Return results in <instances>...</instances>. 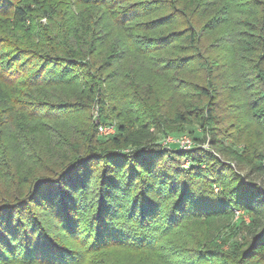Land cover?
Segmentation results:
<instances>
[{
  "label": "trees",
  "instance_id": "trees-1",
  "mask_svg": "<svg viewBox=\"0 0 264 264\" xmlns=\"http://www.w3.org/2000/svg\"><path fill=\"white\" fill-rule=\"evenodd\" d=\"M177 1L170 0V7L179 21L169 14L137 21L150 13L142 5L145 1L70 0L76 7L102 10L117 28L140 33L127 48L111 47L107 55L106 39L96 33L82 39L63 29L58 33L41 28L31 47L0 39V44L9 45L0 58V85L19 90L23 98L10 101L0 114L17 111L22 119L38 123L58 119L57 113L79 111V106L98 112L96 120L90 118L79 131L81 144L69 146L56 163L44 167L46 172L33 177L24 193H0V264L73 260L78 251L61 243L58 232L79 240L78 246L143 247L153 239L162 217L212 218L235 209L250 219L243 243H233L227 252L208 251L209 259L217 264H264V143L243 144L240 126L231 130L224 125L248 123L242 118L247 113L252 114L251 123H264V0L244 3L249 7L244 24L254 34L250 49L232 43L230 49L216 46L233 38L223 37L225 31L242 24L234 25L230 18L241 13L229 8L226 0H192L189 8H178ZM58 4L60 0H0V16L22 22L34 13L51 17ZM211 33L214 37L207 43ZM167 51L172 53L159 59V74L188 76V64L198 65L203 73L201 84H192L186 104L179 95L162 96L159 90L140 86L135 75L138 59ZM130 52L135 60H128ZM247 52L254 55L247 61L246 78L219 81L231 69L229 56L240 59ZM75 70L81 72L80 79ZM71 80L80 89L73 101L50 103L40 98L42 90L67 86ZM252 83L256 91L245 94ZM174 101L177 105L170 113L167 106ZM41 124L56 131L49 123ZM23 126L20 123V132ZM99 126H113L115 132L101 137ZM172 134H186L195 146L186 151L175 144L163 146V139ZM206 141L210 151L201 148ZM185 162L187 168L182 167Z\"/></svg>",
  "mask_w": 264,
  "mask_h": 264
},
{
  "label": "rangeland",
  "instance_id": "rangeland-1",
  "mask_svg": "<svg viewBox=\"0 0 264 264\" xmlns=\"http://www.w3.org/2000/svg\"><path fill=\"white\" fill-rule=\"evenodd\" d=\"M36 1L39 4L41 2V0ZM140 1H145L142 5H145L150 13L147 17L137 21H150L168 14L175 15L174 19L180 20V16L176 15V11L170 7V0ZM246 1L248 0H226V5L229 8H234L241 13L239 17L229 18L235 22L234 25L240 23V21L242 24L235 29L225 31L223 37L228 38L233 35V38H228V43H225V45L218 42L216 46H220L222 49H230L232 45L237 47L242 45L248 49L254 46V34L244 24V21H248L247 18L243 17L249 9L248 4H244ZM60 2L61 4L56 6L55 12L51 17H42L38 13H34L32 17L27 16L25 22H22L18 19L14 20L12 17L0 16V39H6L5 43L10 45L17 44L19 47H31L34 39L36 41L34 37L38 35L41 28L58 33L60 29H63L72 35L82 36V39H87L90 35H95L96 33V35L101 36V39H106L107 47H104V52L107 55L111 47L116 50L124 46L127 48V45L134 43L135 39L140 35L136 31L115 27L102 10L90 7H76L70 0H60ZM177 3L178 8H189L192 6V0H178ZM31 6L33 7L32 4ZM131 26L133 24L126 27ZM231 28L232 26L229 29ZM162 32L163 30L159 33ZM213 34L215 33L209 34L205 41L210 42L214 37ZM72 35H70L71 38ZM146 35L148 36V34ZM80 43L78 45L81 48ZM62 45L60 44L61 49L62 47L64 48ZM8 46L0 44V58L5 55L3 53L5 49H8ZM171 53L167 51L165 54H157L158 56L150 54L148 55L150 56L148 60L138 59L136 62L138 63L137 66L135 63L133 64L135 66L130 64L129 66L136 68L135 75L140 86H150L152 90H159V92H162V96L165 92L169 96L173 95V97L174 95H179V97L183 98L182 103L186 104L192 98V84L200 85L203 73L198 69V65L188 64L184 70V73L187 72L188 76L183 75V73H177L175 77L170 73L159 74L158 70L162 64L158 63L159 59H166ZM253 55V53L247 52L240 59L239 56L236 57L234 54L229 56L226 63L230 64L231 69L221 74L220 77L223 80L219 79V81H223L222 83L228 82L230 78L235 79V76L246 78L247 74L245 71L247 73L250 71L247 61L252 59ZM156 57L159 58L156 59ZM129 59L135 60L132 52L129 54ZM77 72L78 70H75L73 73ZM80 73L76 74L78 79L81 78ZM180 79H183L184 82L183 80L180 81ZM245 80L248 81L247 79ZM78 84L71 80L67 86L42 90L41 94L43 96L40 95V98L50 103L63 101V99L73 101V95L80 90L78 89ZM252 85V88H247L245 94L253 95L252 93L256 91V86L254 83ZM177 87L185 88V92H182ZM170 89H173L172 92ZM19 92L15 88H7L0 85V110L7 109L6 107L10 101L23 99L19 97ZM174 100L177 102L178 98ZM175 101L168 104V112L172 113L175 109L177 105ZM76 109H79V111L72 109L71 111L75 112H66L65 115L64 112L61 114L57 113L58 119L52 118L51 120L38 123L29 122L25 118L22 119L21 113L17 111H8L0 114V121H2L0 123H6L0 129V193L5 194V197H10L12 192L16 190L21 195L28 189L33 177L46 172L44 167L56 163L63 154L67 153L69 146L81 144L79 131L85 129L86 123H90V118L93 119L95 117L96 120L98 112L97 109H94L89 113L81 106ZM230 110L232 114H235L232 109ZM48 114L52 115L53 112L49 111ZM242 118L247 120L248 123H239V125L238 123H232L231 125L230 123H225L224 125L231 130L240 126L239 133L243 144L264 143V123H251L253 121L251 113L244 114ZM109 122L114 126L117 124L115 119ZM20 123L24 125L21 132L19 131ZM41 123H49L54 126L56 131L42 126ZM198 133L201 136L202 132L198 131ZM179 135L172 134L170 137L179 141L188 140L191 142V147L195 146V143L186 134ZM208 137L206 135V138ZM162 138L160 136L159 141ZM225 144L229 149H232L229 143ZM242 147L243 145L240 146V149ZM201 148L210 151L207 141ZM238 153L240 155L241 152L239 151ZM182 167L187 168L188 162H185ZM256 183H259V181H256ZM249 223V216L239 209L231 211L230 215L212 218L184 216V218L171 221L170 218L165 219V217H162L155 226L153 239L147 246L143 247H140V245L131 246V244L108 246H89L88 244L78 246L81 245L79 240L71 239L68 235L61 234V232L55 233L60 236L61 243L78 251L76 258L64 262L65 264H217L215 260L209 259L208 253L210 252L208 251L227 252L233 243L239 242L242 244V238L247 234L246 226ZM18 264L25 263L19 262Z\"/></svg>",
  "mask_w": 264,
  "mask_h": 264
},
{
  "label": "built area",
  "instance_id": "built-area-1",
  "mask_svg": "<svg viewBox=\"0 0 264 264\" xmlns=\"http://www.w3.org/2000/svg\"><path fill=\"white\" fill-rule=\"evenodd\" d=\"M115 132V129L113 126H99L97 129V133L101 137H108L113 135ZM167 136L163 139L162 145L163 146H169V145H177V147L181 150H187L191 147V142L188 140L179 141L178 139H175L173 137Z\"/></svg>",
  "mask_w": 264,
  "mask_h": 264
}]
</instances>
